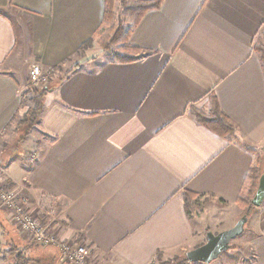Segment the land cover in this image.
Segmentation results:
<instances>
[{
  "label": "crops",
  "instance_id": "obj_1",
  "mask_svg": "<svg viewBox=\"0 0 264 264\" xmlns=\"http://www.w3.org/2000/svg\"><path fill=\"white\" fill-rule=\"evenodd\" d=\"M152 1L160 5L130 35L141 56L121 63L95 42L108 0H0V136L8 137L31 106L25 98L34 64L59 78L39 123L48 141L39 138L34 162L9 153L6 169L30 194L56 199L62 220L50 230L83 241L95 264L186 256L209 231L232 228L246 211L248 230L233 240L243 238L252 252L190 264H264V201L239 203L245 177L264 157L257 52L264 0ZM214 100L232 133L199 117ZM186 193L210 206L199 214L193 204L190 212ZM6 212L0 209V221L14 237L0 228V251L15 245L35 262L68 264L57 245L22 238ZM13 257L0 253V264Z\"/></svg>",
  "mask_w": 264,
  "mask_h": 264
},
{
  "label": "trees",
  "instance_id": "obj_2",
  "mask_svg": "<svg viewBox=\"0 0 264 264\" xmlns=\"http://www.w3.org/2000/svg\"><path fill=\"white\" fill-rule=\"evenodd\" d=\"M117 5H120L122 7L121 13L123 15L125 14L126 17H130L134 24L131 27L124 28L123 24L124 22H120V20H115V10L114 7ZM158 5H160V1H152V0H108V4L106 8V14L104 25L102 29L106 26L108 29H110V33L112 34L111 37H102V29L99 32L98 36H101L100 38L101 43L105 44L106 46V54L110 55L112 60L121 62V63H129L137 60L141 56L139 54L140 49L130 44V35L131 31H133L136 24L139 22L140 18L143 16V14L150 10L157 8ZM93 40L88 41L83 47L90 46L92 44ZM110 48V49H109ZM109 49V50H108ZM257 52L264 64V42L257 45ZM70 73V70L68 71ZM49 91L48 87L46 88H40L36 87L34 92V97L32 98V102L34 101L35 107L30 106L29 110L27 111V114L25 116V124L27 128H25L24 134L20 136V142L24 141L29 135L30 131L27 129H31L34 125L41 123V117L42 113L44 111L43 108V99L47 92ZM212 104V108L210 109L208 114L200 113L199 117L205 119L206 122L213 124L214 126L218 127L219 129H224L227 132L232 133L233 126L229 122V120L224 116L223 112L221 111L219 105L217 104V101L214 100ZM36 123V124H35ZM264 171V164H263V158L261 156L258 157L257 164L254 166L250 172L248 173L244 188L239 197V203L249 207H252V199L255 196L256 189L259 186L260 178L262 175V172ZM186 206L188 207L189 211L191 212V209L194 207L192 205L194 202L192 200V197L189 193H186ZM4 241L0 239V249H2ZM10 241L8 242V244ZM10 244H15L10 243ZM15 245H13L12 250L8 251H0V253H10L14 257V261L11 264H52L50 261L45 262H35L34 260L30 258H26V256L23 254V252H18L15 250ZM177 264H186L189 262L186 256L182 255L180 259H177Z\"/></svg>",
  "mask_w": 264,
  "mask_h": 264
},
{
  "label": "rangeland",
  "instance_id": "obj_3",
  "mask_svg": "<svg viewBox=\"0 0 264 264\" xmlns=\"http://www.w3.org/2000/svg\"><path fill=\"white\" fill-rule=\"evenodd\" d=\"M114 10H115V20L119 18L118 20H120V22H124V24H123L124 28L131 27L134 24V21L130 17H126L125 14L123 15V13H121L122 7H120V5L116 4V7H114ZM110 32H111L110 29H108V27L105 26L102 29V37L103 38L104 37L109 38V36L111 37L112 34ZM102 37L98 36L97 39H95V42L98 44L97 46H99L101 48V50H103L104 56H106L107 58H110L111 56L106 54L107 50L105 49L106 48V46H104L105 44L101 43L100 38H102ZM92 45L93 44H91V46ZM83 51H82V53H83ZM81 62L82 61L73 65L71 70L79 67V63H81ZM58 80H59V78H56V80L54 81L51 77V80L48 84L43 85V86H39V87L40 88H46V87L51 88V87H53L52 85H55ZM26 87H27V93H26L27 96L25 99L27 100L29 105H31L32 107H35V103H34V101L32 102V98L35 95L33 91L36 89L37 86H34V84L30 83V81H29L28 86H26ZM42 99H43L42 102H43V106H44V98H42ZM25 116L26 115L22 116L20 118V120L18 118L17 122H15V124H13L12 131L9 132L8 137L0 136V184L3 186V188H14V189L20 188L22 195L25 198H27L26 200H28V202H26L24 205L25 210L26 211L29 210V212H31L33 216H35L40 221H42V223L44 225L48 226V228L50 229V228L56 227L57 224H55V223L59 222V220H62V216L60 215V212L58 211L59 209L57 206L56 199H54V197H52L46 193H39L38 195L37 194H30L28 192V187H26L27 186L26 181L16 179V181L14 183V181H13L14 175L12 174L13 175L12 176L11 173L9 171H7V169H6V165L10 162V160H12L11 157L9 156L10 155L9 153L15 154V150L20 151L24 156V160L26 159L25 160V162H26V161H28L27 158L30 157L31 153L36 152L35 148H38L40 142L43 140H47V137H45L40 132L39 124L35 123L36 125H34L31 129H27L28 131H30L29 135L26 136L28 138H26L24 141L20 142V136H22V134H24L25 128H27V126L24 125L25 124V122H24ZM39 138H41L43 140H39ZM9 147L11 148V152L8 150ZM262 151H264V149ZM262 151H260V152L263 153ZM7 153H8V155L5 157V155ZM261 157L263 158V164H264V157L262 155H261ZM23 172H25V171H23ZM262 174H264V171L262 172ZM18 176H20V175H18ZM192 200L194 202L193 204L196 205V207L194 209L197 208V211H199V214H200V212L201 213L205 212V209L208 208V206H210V202L206 198L203 201H199V203H198V201H197V203H195L196 201L193 197H192ZM252 208H254L253 204H252ZM1 209H4L7 211V208H1ZM244 214H247L248 221L246 222V225L244 227L245 230L243 232V237L246 233V230H248V228H246V227L250 222V220H249L250 214H252V213L249 214V211H246ZM6 215H7V218L9 219V221L12 223V226H14V228H16L18 230L20 236H22V238H24L25 236L23 235L22 232L19 231V229L17 228V225L14 221L15 220L14 213H10L7 211ZM223 218H224V216H223ZM1 223H0V228L1 229L5 228L6 234L10 235L11 232H9V231L7 232L6 226L3 223L2 224ZM248 227H249V225H248ZM217 228H220V227H217ZM2 230H4V229H2ZM10 236H12V238L14 237V235H10ZM12 238L9 237L8 238L9 240H7V241L12 240ZM70 239H74L78 243L84 244L83 241L77 240L75 238H70ZM242 239L243 238H237L236 240H232L231 241L232 242L231 249L220 254L221 258L219 257L214 261H217L218 259H220V260L222 259V261L229 262L230 261L229 258H231V256H233V255H236L235 253H239V252L245 253L247 251L252 252L251 251L252 246H245V245L240 244V240H242ZM27 240L29 243L34 244L33 241H31L29 239H27ZM34 245H36V244H34ZM237 250H239V251H237ZM60 251L61 250L59 249V252ZM60 257H61V252H60ZM181 257H182V255H176V256H173L172 258L168 259V260L162 261V259H161V264H177V262H178L177 259H180ZM190 263H192V262L189 261L186 264H190Z\"/></svg>",
  "mask_w": 264,
  "mask_h": 264
},
{
  "label": "built area",
  "instance_id": "obj_4",
  "mask_svg": "<svg viewBox=\"0 0 264 264\" xmlns=\"http://www.w3.org/2000/svg\"><path fill=\"white\" fill-rule=\"evenodd\" d=\"M29 74L30 83L37 87L48 84L52 77L50 71L42 70L39 64H34ZM28 159L30 162H34L36 152H32ZM26 199L20 188H3L0 184V209L7 208L8 212L14 213V221L19 231L25 236L24 238L33 241L37 246L58 245L63 261L68 264H95L91 260L86 245L80 244L74 239H59L48 226L33 216L29 210L26 211L24 207L28 202Z\"/></svg>",
  "mask_w": 264,
  "mask_h": 264
},
{
  "label": "water",
  "instance_id": "obj_5",
  "mask_svg": "<svg viewBox=\"0 0 264 264\" xmlns=\"http://www.w3.org/2000/svg\"><path fill=\"white\" fill-rule=\"evenodd\" d=\"M256 190L257 191L251 203L254 206H261L262 201H264V174H262L259 186ZM247 221L248 216L247 214H244L232 228H228L217 234L209 231L207 234V241H205L203 245L187 252V259L192 263L213 262L219 258L220 254L231 248L230 241L244 232V227Z\"/></svg>",
  "mask_w": 264,
  "mask_h": 264
}]
</instances>
